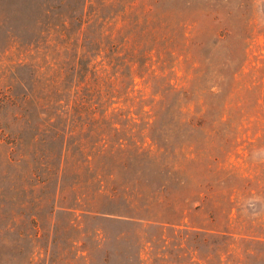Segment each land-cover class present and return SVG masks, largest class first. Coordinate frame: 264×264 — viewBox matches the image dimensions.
I'll list each match as a JSON object with an SVG mask.
<instances>
[{
    "label": "trees",
    "instance_id": "1",
    "mask_svg": "<svg viewBox=\"0 0 264 264\" xmlns=\"http://www.w3.org/2000/svg\"><path fill=\"white\" fill-rule=\"evenodd\" d=\"M218 1L0 0V230L69 231L123 264L144 247L162 264H264V215L176 177L204 109L171 63L190 31L253 4Z\"/></svg>",
    "mask_w": 264,
    "mask_h": 264
},
{
    "label": "rangeland",
    "instance_id": "2",
    "mask_svg": "<svg viewBox=\"0 0 264 264\" xmlns=\"http://www.w3.org/2000/svg\"><path fill=\"white\" fill-rule=\"evenodd\" d=\"M199 19L202 28L209 25ZM210 27L190 31L185 56L177 54L170 67L173 83L197 87L204 109L201 129L184 134L183 148L173 151L184 164L176 177L183 192L199 182L202 192L229 195L242 209L246 198L264 197V1L253 0L241 18L221 17ZM16 229L0 230V264H123L106 257L109 246L100 242L94 249L87 237L74 242L69 231L46 240L40 229ZM149 250L142 249V264H162Z\"/></svg>",
    "mask_w": 264,
    "mask_h": 264
},
{
    "label": "clouds",
    "instance_id": "3",
    "mask_svg": "<svg viewBox=\"0 0 264 264\" xmlns=\"http://www.w3.org/2000/svg\"><path fill=\"white\" fill-rule=\"evenodd\" d=\"M253 158L255 159V154ZM241 214L248 219H256L264 215V197L253 195L246 198Z\"/></svg>",
    "mask_w": 264,
    "mask_h": 264
}]
</instances>
